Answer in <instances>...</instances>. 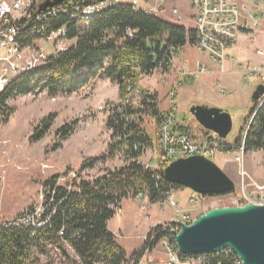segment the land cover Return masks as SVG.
<instances>
[{
    "label": "rangeland",
    "instance_id": "374dc122",
    "mask_svg": "<svg viewBox=\"0 0 264 264\" xmlns=\"http://www.w3.org/2000/svg\"><path fill=\"white\" fill-rule=\"evenodd\" d=\"M127 1L129 0H124L125 3H128ZM166 1L178 7L182 16L178 22H184L188 29L195 27L193 22L198 12L191 6V0ZM143 7L144 3H140L139 9ZM189 18L191 21L187 20ZM255 30V45L258 50H264V23ZM69 42L67 44H74V41ZM43 47L47 52L52 50L50 42L44 43ZM255 50L249 36L244 35L239 38L238 46L228 51V54L241 60L243 65L236 67L235 73L226 72L229 74L220 76L219 81L225 89L222 93L217 78L212 77L214 88H211L206 82L192 76L190 83L182 80L174 86V98L173 89L169 91L168 88L171 77L167 75L166 68L162 67L150 76H141L132 94V102L136 108H140L142 95L150 91L156 95L159 114L165 116L170 112V107H174L176 120L173 128L176 131L186 130L194 140L202 144H205L206 136L214 138L216 135L200 126L191 115V108L195 105L221 108L232 116L233 130L225 141L233 146L241 136L244 137L251 111L255 106L252 96L258 80L246 78L243 72L246 62L252 65L264 64V56L256 54ZM6 54L0 51V59ZM195 56L198 62L207 65L209 70L221 67L207 54L196 51L190 43L178 52L175 61L182 68L186 62L191 69L194 66L192 63L196 62ZM173 60L174 57L172 62ZM228 62L238 63L233 59ZM228 62L225 63L224 70ZM0 67L3 71L11 65L9 61L0 60ZM170 71H174L173 66ZM122 102L119 86L102 76L90 79L69 94L50 96L47 91L37 89L28 95L11 99L8 102L9 120L0 123V221L18 222L32 209L35 213H43L44 183L55 175L60 176L59 185H71L74 180H93L102 176L106 170L127 166L130 163L127 157L116 154L106 162L98 163L93 169L81 170L84 162L108 152L112 135L107 126L108 118L112 108ZM53 113L56 118L49 132L40 141H31L42 121ZM144 122L154 147L146 149L139 162L158 169L161 167L158 156L159 125L154 115L145 116ZM66 125L74 127V132L63 140L59 129ZM58 144L61 146L57 147ZM213 161L235 182V190L228 195L204 197L186 187H173L170 193L180 212L197 218L214 208L264 202V151L242 153L234 149L216 155ZM176 219L178 212L168 200L151 203L144 195L123 200V211L122 208L118 210L110 226L113 231L117 230L120 235L119 242L130 258L132 254L144 248L146 241L155 245L145 253L139 264H168L167 250L162 240L158 242L155 234L150 238L148 235L155 226H166ZM67 249L74 255L70 247ZM42 260V264H63L57 255H53L50 261L45 257Z\"/></svg>",
    "mask_w": 264,
    "mask_h": 264
},
{
    "label": "trees",
    "instance_id": "16d2710c",
    "mask_svg": "<svg viewBox=\"0 0 264 264\" xmlns=\"http://www.w3.org/2000/svg\"><path fill=\"white\" fill-rule=\"evenodd\" d=\"M93 1L97 0H88V3ZM49 25L54 29L67 25V37L74 40V44L45 66L18 77L8 86L1 97L0 113L5 123L10 116L8 102L13 98L37 89L47 91L50 96L69 94L90 79L102 76L119 86L123 102L112 108L108 118L107 126L112 131L108 152L84 162L81 170L93 169L116 154H123L130 163L116 170H106L93 180H74L71 185H59V175L47 180L44 183L45 208L38 220L43 223L41 227L0 221V264H42L44 257L50 261L53 255L63 264H139L155 245L146 241L140 252L128 257L110 231L109 221L121 209L124 199L145 195L151 203H157L179 185L165 179V164L155 169L139 162L144 151L154 147L143 127L145 116L154 115L159 125L164 115L159 114L156 95L150 92L142 95L140 108H136L132 94L142 75L150 76L162 67L168 70L182 47L196 43L197 32L143 9L136 10L125 2L98 13L88 25L65 17L53 19ZM55 118L54 113L47 116L31 141H40L52 128ZM73 132L74 127L70 125L59 129L63 140ZM211 140L206 136L205 143ZM221 146L223 152L242 147L245 152L264 151V106L246 138L241 136L233 146L226 141ZM164 229L163 225H157L148 237L155 234L158 242L166 236L172 238ZM206 264L235 262L230 257L214 255Z\"/></svg>",
    "mask_w": 264,
    "mask_h": 264
},
{
    "label": "built area",
    "instance_id": "2783aa9c",
    "mask_svg": "<svg viewBox=\"0 0 264 264\" xmlns=\"http://www.w3.org/2000/svg\"><path fill=\"white\" fill-rule=\"evenodd\" d=\"M46 1L0 0V51L7 53L0 60L9 61L11 65L10 68L6 67L7 69L3 71L1 70L3 68L0 67V111L2 108L1 97L14 80L45 66L51 58L58 57L59 54L71 47L72 44L67 43L74 40L67 37V25L54 29L49 25L51 20L65 17L88 25L98 13L124 2V0H97L88 3V0H76L73 3V0H64L52 8L41 11L40 7ZM143 1L132 0L131 4L137 10ZM191 6L198 12L195 27L197 32L196 47L200 52L208 54L214 59L222 67V70H224L225 63L230 60L228 51L237 45L242 34L252 35L256 31L255 29L264 23V0H191ZM249 41L251 44H255L253 37H250ZM49 42L52 50L47 52L43 44ZM256 52L264 56V50L257 49ZM10 59H14V61ZM233 61L237 60L233 58ZM201 72H205V69H199L197 74ZM243 72L248 79L256 78L257 86H264V64L246 63L243 66ZM187 74L196 75L193 72ZM263 106L264 93L250 114L244 138ZM175 120L176 116L171 110L159 123L160 150L158 156L162 164L167 166L178 159L192 156H204L213 160L216 155L224 153L221 145L225 140L215 136L209 143H199L188 132L176 131L173 128ZM0 123H5V117L1 113ZM239 151L245 153V148L242 147ZM164 200H168L178 212V219L164 226V231L170 233L172 237L174 231L180 230L182 223L190 224L196 218L189 213L180 212L171 193H167ZM259 204L264 205V202ZM41 215L42 213L31 212L21 217L22 219L18 222L10 223L16 226L23 224L39 228L43 225L38 221ZM172 238L166 236L162 239L167 250L168 264H206L208 259L214 255L230 257L235 264H243L231 249L218 253L186 256L178 250Z\"/></svg>",
    "mask_w": 264,
    "mask_h": 264
},
{
    "label": "water",
    "instance_id": "95a60500",
    "mask_svg": "<svg viewBox=\"0 0 264 264\" xmlns=\"http://www.w3.org/2000/svg\"><path fill=\"white\" fill-rule=\"evenodd\" d=\"M64 0H47L45 11ZM264 86L258 85L252 101L258 102ZM190 113L200 126L226 140L233 130L232 116L225 110L195 105ZM165 179L201 196L228 195L236 184L213 160L204 156L178 159L164 169ZM178 250L186 256L218 253L231 249L243 264H264V205L249 203L208 210L190 224L182 223L172 233Z\"/></svg>",
    "mask_w": 264,
    "mask_h": 264
},
{
    "label": "crops",
    "instance_id": "0c3cea01",
    "mask_svg": "<svg viewBox=\"0 0 264 264\" xmlns=\"http://www.w3.org/2000/svg\"><path fill=\"white\" fill-rule=\"evenodd\" d=\"M131 1L132 0H129V1H127L128 3H131ZM142 3H144V7L143 8H141V9H143V10H145V11H149L151 14H154V15H158V16H161V17H163L164 19H166V20H168V21H170V22H173V23H179V24H182V25H184L186 28H187V25L184 23V22H178L177 20H181L182 19V16L180 15V12H179V10H178V7L177 6H175V4L174 3H172V2H167L166 0H156V2L154 1V0H144ZM171 6H172V8H171ZM174 11H177V13L175 14L174 13ZM188 21H191V19L189 18V19H187ZM189 23V22H188ZM192 23V22H191ZM193 23H195V27H196V20H195V22H193ZM195 27H193L192 29H194L195 30ZM188 29V28H187ZM189 30H191V29H189ZM244 35H248L249 36V39H250V37H253V38H255V34L253 33L252 35H249V34H242V36H244ZM238 43H239V41L237 42V45L236 46H238ZM192 46H193V48L196 50V51H199L198 49H197V47H196V43L195 44H192V43H190ZM188 45V44H187ZM186 45V46H187ZM254 45V48L256 49L255 50V53L257 54V45H255V44H253ZM186 46H184V47H182L180 50H182V49H184ZM235 46V47H236ZM234 48V47H233ZM232 48V49H233ZM231 49V50H232ZM179 50V51H180ZM178 51V52H179ZM230 51V50H229ZM200 52V51H199ZM202 53V52H201ZM178 54V53H177ZM203 54H205V53H203ZM208 55V54H207ZM209 56V55H208ZM229 56H230V60L231 59H233V58H235L236 60H237V62L238 63H232V62H228V64H227V66H226V70H224V72H222V69H221V67L219 68V69H215V70H209L208 69V66L207 65H205V64H202V63H200V62H198V58L195 56L194 57V60H196V62L195 63H192V64H194V66L191 68V69H189V65H188V63H184V66H183V68L181 67V65H179V64H177L176 63V61H175V58H176V55L174 56V60H173V62H172V66L174 67V71L173 72H171L170 70H171V68H172V66L170 67V69H168L167 71H166V73H167V75L168 76H170L171 77V79L169 80V83H168V88H169V91L171 90V89H173L172 90V95H174V98H175V96H176V93H175V87L174 86H176V84L178 83V82H182V80L183 81H187V83H190V81H192L191 79H192V76H190V77H188L189 75L187 74L188 72H193V73H196V75H193V76H196V77H198L199 79H201L203 82H206V84L209 86V87H211V88H214L213 87V78L212 77H214V78H217V83H218V87L220 88L219 90H221V93H222V91H224L225 89L222 87L223 85L221 84V82L219 81L220 79V76L221 75H225V74H229V73H226V72H233V73H235L236 72V70H235V68L236 67H238L239 65H243V63H242V61L241 60H238L236 57H234V56H231L230 54H229ZM210 57V56H209ZM197 58V59H196ZM211 58V57H210ZM202 59H203V57H202ZM212 59V58H211ZM214 60V59H213ZM215 61V60H214ZM216 62V61H215ZM217 63V62H216ZM246 63H250V62H246ZM246 63H244V64H246ZM218 64V63H217ZM251 64V63H250ZM219 65V64H218ZM252 65V64H251ZM254 65H257V64H254ZM182 68V69H181ZM199 69H201V70H204L205 69V72H201V73H198L197 74V72H199ZM241 75L243 76V72L241 73ZM164 82H165V80H164ZM215 89H216V87H215ZM150 92V91H149ZM151 93V92H150ZM153 94V93H152ZM170 96V95H169ZM157 99V98H156ZM173 106V105H172ZM173 108L174 107H170V111L171 110H173ZM146 122H144V124H143V127L145 128V130L147 131V128H146ZM147 133H148V131H147ZM125 200V199H124ZM127 200V199H126ZM121 208H122V211H123V201H122V203H121ZM112 220L113 219H111L110 221H109V224H108V227H109V229H110V231H112L114 234H115V236H116V238H117V241L119 242V234H118V232H117V230L116 231H113L112 229H111V222H112ZM153 228V227H152ZM119 231H121V229H119ZM120 243V242H119ZM128 257H129V255H128Z\"/></svg>",
    "mask_w": 264,
    "mask_h": 264
}]
</instances>
